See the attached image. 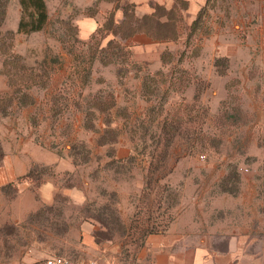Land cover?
I'll return each mask as SVG.
<instances>
[{"label":"rangeland","instance_id":"obj_1","mask_svg":"<svg viewBox=\"0 0 264 264\" xmlns=\"http://www.w3.org/2000/svg\"><path fill=\"white\" fill-rule=\"evenodd\" d=\"M44 2L46 25L24 34L16 31L18 0H0V143L16 132V140L45 145L74 167L36 164L40 181L54 186L50 203L40 200L38 180L31 193L0 192V264L54 256L149 264L146 231L170 215L160 232L175 224L184 252L264 264V72L258 58H241L249 33L264 22V0H208L187 45L196 15L179 9L178 42L147 48L137 38L122 49L107 47L112 3ZM148 50L153 57L133 58ZM236 50L239 58H227ZM8 55L28 68L29 80L15 87L3 72ZM170 120L174 144L160 182L169 189L146 206L147 168Z\"/></svg>","mask_w":264,"mask_h":264},{"label":"trees","instance_id":"obj_2","mask_svg":"<svg viewBox=\"0 0 264 264\" xmlns=\"http://www.w3.org/2000/svg\"><path fill=\"white\" fill-rule=\"evenodd\" d=\"M101 1L112 3L114 6L108 13L107 22L104 25L108 35H111L113 39L108 41L107 47L112 44L114 47L120 49L124 48L122 45L123 41H127L130 38H133L136 35H144L148 37L151 41L162 43H176L180 38L179 32L176 25V17L178 15L179 9L187 10L188 3L182 0H173V4L170 8L165 6L155 4L152 8L153 11L150 14H145L141 17L135 15V5L129 3L125 0H95L98 4ZM208 0H206L207 3ZM21 15L17 24V33L30 34L41 31L47 23L48 14L44 0H18ZM206 5L202 6L197 12L194 20L189 26L190 32L186 36L185 44H188L190 36L196 31L197 28L202 23V17L206 11ZM116 10L122 12V19L116 21ZM4 11L0 13V25L3 19ZM115 43V44H114ZM185 47V46H184ZM187 47V46H186ZM4 48V43L0 44V49ZM13 60H9V59ZM21 58L17 55H8L3 61L2 67L3 72L8 78L9 86L12 87L17 85L19 82L24 80H29V76L26 74L28 68L24 66L21 61ZM161 63H164V55L160 56ZM216 65V62H215ZM221 75H224L225 72L221 71ZM174 77V73L172 75ZM22 90H15V92H21ZM23 97L28 99V94L23 93ZM31 102H23L22 105L26 106ZM176 123L170 120V122L164 121L162 126V133L165 135L163 141H157L154 146V152L151 157V161L147 168V173L145 177L144 188L141 192L140 201L143 202L146 206L149 204V197L151 195L158 197V190L161 188V194L163 192H168L169 189L166 185L161 187L160 182L166 175L163 174V171L166 168V162L168 158V151L174 144V135L175 133L172 129L175 130ZM170 127V129L168 128ZM3 150L0 143V163L3 159ZM43 166H41L42 168ZM45 168V167H44ZM163 174V175H162ZM40 174L36 170V165H32L31 169L24 175L19 176L16 180L9 182L2 187H0V192L4 193L8 189H12L14 192L18 193V185L23 181L36 182L39 181L37 187L43 184V181H40ZM13 197L11 200H13ZM152 204L160 206L161 201L156 200V198H151ZM150 212V211H149ZM171 215L168 219V222L149 224L146 231V235L157 234L160 231H163L167 227V223H170ZM161 229V230H159ZM147 236V237H148Z\"/></svg>","mask_w":264,"mask_h":264},{"label":"crops","instance_id":"obj_3","mask_svg":"<svg viewBox=\"0 0 264 264\" xmlns=\"http://www.w3.org/2000/svg\"><path fill=\"white\" fill-rule=\"evenodd\" d=\"M127 1L135 5V15L137 17H141L145 14H150L153 11V9L150 7L151 3L162 5L166 8H170L173 4V0ZM182 1L188 3L187 12L191 15H196L199 9L206 3V0ZM116 18L117 21L121 20L119 19L118 11L116 12ZM137 38L141 39L143 42L146 41L143 44L146 45L145 47L147 48L150 47L148 45L153 43L154 45L170 44L166 42L158 43L151 41L148 37L144 35H136L133 38H130L129 40L136 41ZM171 43L175 44L173 42ZM141 44H139V46H136H143ZM242 48L243 47H241V49ZM241 52V58H258L259 67L261 71L264 72V22H258L256 25V30L252 29V32L249 33L247 44ZM160 55L161 54L157 56V60H160ZM151 57H153V55L149 50L147 53H142L133 56V58ZM227 58H239V56H237V50L229 55L227 54ZM260 77L262 78L261 74H259V78ZM12 136L15 137H12L14 141H8L7 144H4L3 142L1 143L4 156L0 163V187L16 180V178H18L19 176L26 174L31 169V166L36 164L43 166H53L55 171L73 170L74 164L68 157H62L56 154L55 152L44 148L46 147L45 145H43L42 147L40 145L33 144V141L31 139L28 141H22V138L16 140L17 137H19L16 132H14ZM25 150L30 153L31 157L28 155L26 158L21 157V152ZM18 189V193H20L22 190L29 191L31 193V183L28 181H24L18 185ZM53 189L54 186L50 181H47L40 185L38 188V195L40 197V200L44 203H50L54 193ZM44 196L47 199H44ZM14 202H16V200L13 201V203ZM179 219H181V217H179ZM180 228L183 229V226ZM173 231H177L175 224H173L169 228V230L163 233L160 232L158 234L149 235L147 237L145 243V253L149 260V264H220V262H222V259H220L219 256H216L213 259L203 258V251L201 248H189V253L184 252V249L186 248L184 245L181 244L180 240L182 238V235H175Z\"/></svg>","mask_w":264,"mask_h":264},{"label":"built area","instance_id":"obj_4","mask_svg":"<svg viewBox=\"0 0 264 264\" xmlns=\"http://www.w3.org/2000/svg\"><path fill=\"white\" fill-rule=\"evenodd\" d=\"M38 264H98L96 260H87V261H70L63 257L54 256L44 259Z\"/></svg>","mask_w":264,"mask_h":264}]
</instances>
